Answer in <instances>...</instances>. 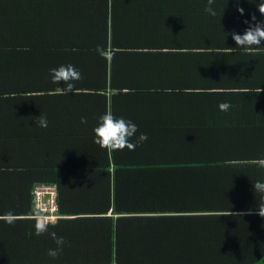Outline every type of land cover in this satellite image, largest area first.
<instances>
[{
    "label": "trees",
    "instance_id": "trees-1",
    "mask_svg": "<svg viewBox=\"0 0 264 264\" xmlns=\"http://www.w3.org/2000/svg\"><path fill=\"white\" fill-rule=\"evenodd\" d=\"M104 2L111 17L86 47L24 46L14 39L20 34L17 25L6 29L0 17V216L12 212L17 217L12 225L0 220V264H264V217L258 214L264 193L253 188L255 182H264V43L240 48L231 35L243 34L249 26L245 20L252 22L253 14L256 22H264L258 11L264 0H239V5L236 0H215L216 16L204 8L187 9L195 16L183 18V25H161L138 14L133 7L138 0H99L95 5ZM238 6L245 9L243 15ZM171 27L183 28V38L170 34ZM11 41L18 44L10 47ZM98 45L113 56L111 62L96 52ZM75 48H85L80 51L85 54L69 52L83 78L73 82L74 93L63 95L57 90L65 85L53 83L50 70L66 65L56 51ZM170 96L183 99V131H204L196 140L183 133L182 164L120 161L119 151L100 146L95 148L106 162L94 168L72 169L66 158L54 156L68 148L86 150L81 147L84 137L94 141L93 130L107 111L127 119L139 107L134 103L145 101L146 114H135L146 122L148 100ZM122 102L132 104L124 107ZM221 102H230V109L221 111ZM41 112L47 116V128L35 124ZM153 171L183 173L182 178L156 182L180 185L156 186V191H164L151 212L171 226L181 219L183 241H147L139 232L142 228H132V221L140 219L137 210L120 203L123 188L130 190L129 196L133 188L144 191L151 178L139 177ZM81 173L97 177L90 179L93 190L71 192L66 186L70 174ZM128 173L137 174L114 186ZM37 184L56 185L62 216L68 215L64 210L69 201L71 207H81L83 216H117L114 239L91 243L95 259L87 254L65 259L66 239L59 257L47 255L56 244L48 234L35 235L31 217ZM67 223L61 220L49 231L63 236ZM82 228L67 226L75 233Z\"/></svg>",
    "mask_w": 264,
    "mask_h": 264
},
{
    "label": "crops",
    "instance_id": "crops-1",
    "mask_svg": "<svg viewBox=\"0 0 264 264\" xmlns=\"http://www.w3.org/2000/svg\"><path fill=\"white\" fill-rule=\"evenodd\" d=\"M99 0H0V17L3 18L5 27L17 25V33L14 39L31 45L30 43H47L51 49L56 47H86L92 45V39L95 35L99 34L102 22L105 23L111 17L109 8L106 7L105 2L100 5H95ZM207 3L204 1L193 0H138V5H134L137 13L145 14L161 25H168L171 23L179 22L183 25V18L188 19L195 16L194 10L187 9H201L206 7ZM200 6V7H198ZM108 8V9H106ZM194 13H189L193 12ZM9 36L11 31H7ZM170 34L183 38V28L171 27L168 29ZM18 44V43H17ZM12 41L8 46L14 47L17 45ZM69 49V48H68ZM83 49H71L67 52L56 51L57 58L66 61V65L72 64L76 66L77 59L70 58L69 52L77 51L79 54ZM50 51V50H49ZM48 51V53H49ZM63 54L68 55V58L62 59ZM75 54V53H74ZM56 63V62H55ZM57 64V63H56ZM83 64V61L79 65ZM62 65V64H61ZM78 65V66H79ZM81 71L88 70L87 67H78ZM176 97L165 98L161 101L148 100L147 113L148 119L143 122V117L135 114V112H142L146 114L145 101H136L139 107L130 111L129 118L138 125L140 133H146L148 136L147 141L136 147L134 151L127 148L119 151V160L124 159L140 162H148L154 164H161L162 162L170 165L169 167L183 163V133H190L191 136L197 138V134L204 131H183V99L178 101ZM132 103L122 102V106H128ZM132 112V113H131ZM127 118V119H129ZM130 119V120H131ZM138 119V122H135ZM76 132V131H67ZM220 132V131H213ZM236 132V131H235ZM136 137H133L135 142ZM228 139L233 142H238L232 136ZM85 141L81 147H87L86 150L67 149L55 153L57 159L66 158V164L71 166L72 169L77 167H90L93 165L105 163L106 159L104 153H100L95 147H99L94 143L92 137H84ZM95 139V137L93 138ZM59 155H62L59 157ZM64 155V156H63ZM103 155V156H102ZM113 163V161L111 160ZM68 167V166H67ZM100 174V173H99ZM137 173H128L126 177H121L115 182L114 186L123 185L122 181L130 180L131 177ZM71 181L66 186L69 187L71 192H76L83 189L88 192L93 190V183L90 181L92 178L96 180V176L86 174H70ZM183 173L178 175L176 172L169 174L168 172L153 171L142 174L139 178L150 179L151 182H146L144 191L138 193L136 188L132 189V196L127 193L130 190L122 189L120 193V203H128L129 207L136 209L140 219L132 221V228H142L139 232L143 233L147 241L155 243L156 238H170L174 242L183 241V225L181 219L175 222V225H170L165 221L159 220V216L151 214L153 211V204L157 203L163 196V191H156L157 187L176 185L179 186L180 182L175 183H159L158 180L165 178H182ZM74 180L78 182H73ZM73 182V183H72ZM126 184V183H125ZM157 186V187H156ZM118 189V188H117ZM111 193L113 190H110ZM156 191V192H155ZM151 204H147V201ZM125 201V202H124ZM145 205L147 210L142 207ZM59 206V205H58ZM68 215L62 216L59 214V219L56 224L61 220H68L65 228L63 229V237L69 242V245L64 248V257L70 260L73 255L80 257L87 254L95 259V253L91 247L92 242L106 243L114 239L115 236V221L116 215L109 212L106 215L98 216H83L81 215V207L75 205L71 207L69 201L68 206L64 210ZM74 223L75 226L83 227L79 233H75L67 226ZM124 230L125 226L123 225ZM127 232V231H126ZM81 237V238H80Z\"/></svg>",
    "mask_w": 264,
    "mask_h": 264
},
{
    "label": "clouds",
    "instance_id": "clouds-1",
    "mask_svg": "<svg viewBox=\"0 0 264 264\" xmlns=\"http://www.w3.org/2000/svg\"><path fill=\"white\" fill-rule=\"evenodd\" d=\"M239 5V0H236ZM215 0H207V5L204 11L210 16H216V10L213 7ZM241 15L244 14L245 9L239 7L237 9ZM258 11L261 15H264V2L258 4ZM251 21L245 20V23L249 26L245 29L243 34L233 32L231 33L233 40L240 48H252L253 46H260L264 43V22H256V16L253 14ZM96 52L111 62L113 56L107 52L103 46L98 45ZM52 82L55 84L63 83L65 86L58 89L60 94L68 95L75 92L74 81L81 80L82 73L72 64L61 65L58 68H52L50 70ZM231 107L230 102H221L219 108L221 111H228ZM100 123L94 128L95 139L94 143L98 144L101 148L108 149L110 151H121L127 148L130 151H134L136 147L147 141L148 136L146 133H140L138 137L136 134L139 132L138 125L130 119L123 117L117 118L114 116L111 110L107 111L100 118ZM35 124L41 128L48 127V119L45 114L41 112L38 117H35ZM81 123L86 124L87 119L81 118ZM133 137H136L133 142ZM255 193H264V182L257 181L253 184ZM251 212V210H249ZM258 214L264 217V207L259 206ZM35 218V235L40 236L48 234L52 240H54L56 247L50 248L47 255L52 258L59 257L66 243L63 236H59L55 231H49L50 225L54 226L57 222V218H48L41 215V210H37L34 215ZM17 219L16 215L12 212L5 213L0 216V220H4L9 225L15 223Z\"/></svg>",
    "mask_w": 264,
    "mask_h": 264
},
{
    "label": "built area",
    "instance_id": "built-area-1",
    "mask_svg": "<svg viewBox=\"0 0 264 264\" xmlns=\"http://www.w3.org/2000/svg\"><path fill=\"white\" fill-rule=\"evenodd\" d=\"M34 212L41 210L42 216L48 218H60L58 206V191L56 185L53 184H37L32 191ZM35 215V214H34ZM34 215L31 216L33 219Z\"/></svg>",
    "mask_w": 264,
    "mask_h": 264
},
{
    "label": "rangeland",
    "instance_id": "rangeland-1",
    "mask_svg": "<svg viewBox=\"0 0 264 264\" xmlns=\"http://www.w3.org/2000/svg\"><path fill=\"white\" fill-rule=\"evenodd\" d=\"M58 219H59V218H58ZM58 219H57V220H58Z\"/></svg>",
    "mask_w": 264,
    "mask_h": 264
}]
</instances>
